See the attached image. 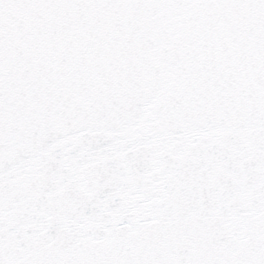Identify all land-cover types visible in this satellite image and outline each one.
I'll use <instances>...</instances> for the list:
<instances>
[{"label": "snow or ice", "instance_id": "snow-or-ice-1", "mask_svg": "<svg viewBox=\"0 0 264 264\" xmlns=\"http://www.w3.org/2000/svg\"><path fill=\"white\" fill-rule=\"evenodd\" d=\"M0 264H264V0H0Z\"/></svg>", "mask_w": 264, "mask_h": 264}]
</instances>
